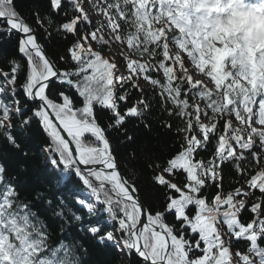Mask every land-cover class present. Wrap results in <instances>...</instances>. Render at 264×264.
<instances>
[{
    "label": "snow or ice",
    "instance_id": "1",
    "mask_svg": "<svg viewBox=\"0 0 264 264\" xmlns=\"http://www.w3.org/2000/svg\"><path fill=\"white\" fill-rule=\"evenodd\" d=\"M0 35L19 54L0 69V142L23 152L38 128L45 164L81 185L76 209L22 196L0 159V264H83L73 227L138 264H264V0H46L29 17L0 0ZM153 109L174 149L125 151Z\"/></svg>",
    "mask_w": 264,
    "mask_h": 264
},
{
    "label": "trees",
    "instance_id": "2",
    "mask_svg": "<svg viewBox=\"0 0 264 264\" xmlns=\"http://www.w3.org/2000/svg\"><path fill=\"white\" fill-rule=\"evenodd\" d=\"M46 5V0H17L18 10L25 17L31 16L33 10L39 6L41 9ZM35 25V20L29 21ZM41 39L44 41L45 47L49 55L53 59H57L59 55L65 54V49L68 46L67 41L62 40L60 36L53 32L51 39L45 37V33L40 31ZM18 38L13 36L7 38L0 35V69L9 71L8 60L13 56H18ZM61 68L66 67L60 64ZM149 88L150 86H144ZM139 97V93L133 91L132 100ZM20 99L23 100L21 94ZM103 118H107L108 113H101ZM147 122L150 128H145L144 124L139 121H131L128 123L129 134L133 136L136 143L128 145L125 151L136 150L137 156L141 155V150L162 152L167 155L174 149L176 137L162 127L164 121H173V117L167 113H160L156 109L147 116ZM21 147L24 150L10 151L3 147L0 142V159H6L7 163L13 170L19 182V191L22 196L35 197L37 194H42L49 199L55 198L57 201L63 199L64 203L68 204L73 209L79 207L73 199L72 194L81 190V185L72 177L70 179H62V184L57 185L55 173L45 164V158L42 155V145L44 144V135L38 128H34L22 136ZM26 153V155L24 154ZM205 159H208V153L201 154ZM224 175L227 179L224 182V190L229 191L233 186V181L238 179V176L231 166L225 167ZM144 182L147 184V174H144ZM213 192L215 189L212 190ZM147 198L155 200L157 194L148 187L146 189ZM87 219V217H86ZM61 233L57 229L53 233L54 240L61 238ZM63 235H70L74 240L83 243L87 249V253H80V258L83 264H138L135 257L128 258L126 261L119 252L111 246L97 245L91 239L86 238L85 233L80 232L77 228H68ZM242 247V245H241Z\"/></svg>",
    "mask_w": 264,
    "mask_h": 264
},
{
    "label": "rangeland",
    "instance_id": "3",
    "mask_svg": "<svg viewBox=\"0 0 264 264\" xmlns=\"http://www.w3.org/2000/svg\"><path fill=\"white\" fill-rule=\"evenodd\" d=\"M111 51L114 52V51H115V47H113V48L111 49ZM144 86H149V85H148L147 83H145ZM119 254H120V252H119ZM120 255H122V254H120ZM123 255H124V254H123ZM124 256H125V255H124ZM127 260H128V259H127Z\"/></svg>",
    "mask_w": 264,
    "mask_h": 264
}]
</instances>
